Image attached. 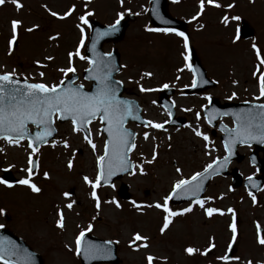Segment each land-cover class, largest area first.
<instances>
[{"label": "rangeland", "instance_id": "obj_1", "mask_svg": "<svg viewBox=\"0 0 264 264\" xmlns=\"http://www.w3.org/2000/svg\"><path fill=\"white\" fill-rule=\"evenodd\" d=\"M18 2L22 5L19 10L11 0L0 5V73H14L13 76L48 86L60 84L72 73L81 75L89 65L85 58L73 55L71 66L74 72L64 74L60 71L69 66L68 54L75 53L80 28L84 29L85 37L89 34L88 25L77 27L81 15L91 12L87 20L93 18L107 23L118 18L117 14H135L136 20L130 23L124 39L116 45L123 66L117 78L128 90L129 97L142 108L143 118L162 124L163 128L157 130L150 126L128 125L137 133L135 149L130 156L135 168L111 187L97 186L98 208L91 199L92 189L84 183V177L95 182L96 158L103 155L104 142L98 122L89 127L95 151L86 144L81 133H73L70 123L57 126L55 146L52 142L36 153H32L26 141H20L19 147L1 141L0 179L5 180L7 176L18 180L27 178L28 173L24 169L28 167L29 154H32L38 166L31 176V182L40 188L38 193H33L26 186L16 183H11V188L0 185V209L5 213L0 215L2 228L21 238L40 255L44 264H79L74 240L81 232L116 243L118 264H147L145 257L148 255L155 258L153 264H185L186 247L210 244L214 249H206L205 261L199 260V264H223L219 258L224 256L231 239L229 225L234 214L238 217L235 258L239 259L229 264L264 263L263 253H260L262 247L256 243L253 234V224L257 223L256 220L262 222L261 211L255 209L250 202L252 198L244 191L231 190L228 179L212 181L202 200L204 208L191 206L193 210L189 215L169 217V226L163 233L160 228L166 214L153 206L163 205L165 197L170 196L172 186L178 180L190 179L207 163L223 154L219 141L210 137L203 116L197 119L198 112L201 113L207 106L205 97L214 96L225 102H260L256 99L259 97L256 81L264 73V64L257 60V52L264 59V0H213L220 7H213L203 0L202 11L199 7L201 0H169L172 16L179 20H191L189 45H193L208 77L217 82L216 87L194 96H186L181 91L190 85L191 78V73L182 63L184 55H189V52L184 53L182 40L175 35L146 30L151 28L147 18L148 0ZM69 9L73 11L63 20L50 15L55 12L58 16H64ZM198 12L200 14L197 16ZM219 16L224 21L223 27L217 24ZM240 19L253 27V40L239 41L234 38L233 30L239 26ZM14 20L19 21L17 44L9 54V26ZM199 23L201 27L198 29ZM29 28L33 31L26 30ZM110 49L109 45L104 50ZM80 55L83 56L82 50ZM40 73H43L42 77ZM143 73L151 75L144 76ZM78 83L89 86L80 77ZM164 85L176 91L172 103L176 117L185 121L182 127H168V112L157 104L158 93ZM141 87L152 91L140 92ZM222 121L230 125L229 119ZM196 130L208 137L207 142L202 136L194 134ZM144 133H148V139L144 138ZM65 143L69 145L68 148L64 147ZM69 160L72 161L71 169L67 166ZM246 167L242 165L240 170L248 173ZM177 169L180 171L177 172ZM120 183L127 185L131 202L117 197L116 190ZM65 193H68L67 198ZM263 198L264 193L256 197V201H264ZM68 203L72 204L71 209L65 207ZM168 208L180 213L187 207H174L168 202ZM206 208L218 211L209 217L205 215ZM229 208L233 210L232 214L228 213ZM58 210L63 214L62 228L56 227ZM136 234L147 239L133 243L132 238ZM140 244L147 247H139Z\"/></svg>", "mask_w": 264, "mask_h": 264}, {"label": "snow or ice", "instance_id": "obj_2", "mask_svg": "<svg viewBox=\"0 0 264 264\" xmlns=\"http://www.w3.org/2000/svg\"><path fill=\"white\" fill-rule=\"evenodd\" d=\"M6 0H0V5H3ZM14 4L15 8L19 10L22 5L18 2V0H11ZM176 2V0H173ZM207 2L213 7H220L219 4H215L213 0H207ZM251 2V0H250ZM203 0L199 5L201 11L203 10ZM231 7V5L229 6ZM73 9H69L68 12L64 14V16H58L57 13L51 12L50 15L56 17L57 19H65L68 15L71 14ZM200 13H197V16ZM91 12H86L84 15L79 17L80 24L77 25L80 28V25H88L87 16H91ZM118 18L114 24L109 27V30L98 34L99 36L108 35L111 32L116 31V26L120 23L122 16L117 14ZM196 17H193L195 19ZM232 19H238V17H233ZM162 23H167V21H162ZM19 25V21L11 22V39L8 41V51L9 54L13 50L14 42L17 39V28ZM27 31H33L32 28L26 29ZM150 32H162L164 34H168L173 31L168 28H148L146 29ZM80 45L84 43V29L80 28ZM174 34L180 37L183 40L184 44V53L188 52L189 42L188 38L181 32H174ZM98 37L93 38V45L91 50L95 51V43ZM238 38V37H237ZM50 39H55V37H50ZM253 50L256 51L255 46H253ZM73 55L79 56L80 59H84L83 56L80 55L79 47L77 48L76 53H69V66L67 69H60L61 72L67 74L69 72H74V68L71 66V61ZM111 54L109 53V56ZM47 59H51L48 57ZM257 60L260 64H264V59L261 58L259 52H257ZM185 67L191 68L188 66V56L184 55ZM88 64L90 65L89 71L91 74L89 76L90 79L96 81V88L90 94H86L82 92L79 88L76 87H63L65 81L61 80L60 84L48 86L44 83H28L25 82L21 87L18 84V81L13 79L14 73H3L0 74V140H3L10 146H20V141L27 139V146L32 150V153H35L39 147L41 142H46L47 137L51 136L54 129L52 127L53 124V116L57 120H70L72 124L73 133L84 132L85 133V141L86 143L93 148L95 151V145L92 144V141L88 138L91 134L87 132V125L93 120H99L102 124L106 125V131L108 134L107 140L104 142V151L103 155H99L96 158V180L95 182L90 181L87 177H84V183L92 189L91 199L96 202L97 208L99 207V200L96 195V188L100 184L103 179L105 182L107 178L116 174L117 171H127L131 162L127 159L126 152L132 150L134 145L132 141L129 139V133L124 128L125 120L129 117L132 119H138L137 116L133 114V107L130 105L128 101L121 100L117 97L118 86L120 81H115L114 83L110 79V75L112 72L111 64L106 62L103 58L97 59H89ZM43 67V65H39ZM123 67V66H121ZM41 77L43 73H40ZM144 76H150V73H143ZM255 75V73H254ZM260 86H259V99L264 97V73L260 74ZM197 86V80L195 79V74L193 75L192 87ZM167 88V85H164ZM140 92L152 91V89H145L141 87ZM208 99V97H205ZM259 108L261 111L257 115H253L252 113L244 114L243 117L239 118L236 121V127H234L229 133V139L225 141V151H231V147L233 144L239 142L241 144L247 143L250 140H258L259 142H264V104H259L254 106ZM199 114H197V119H199ZM207 119V118H206ZM145 126H150L153 129L161 130L163 128L162 124L154 123L150 121L142 122ZM31 124L36 127L37 131L32 134H29V130L27 125ZM197 137H201L202 134L199 130H196L194 133ZM144 138L148 139V133H144ZM206 142L208 140L207 136H202ZM53 146H55V142L53 141ZM207 146V145H205ZM65 148H68L69 145L67 143L64 144ZM155 151L153 152V159H155ZM228 157L226 156L224 161L221 163L220 167L223 164H226ZM151 163V161H148ZM216 163L215 161L213 162ZM28 167L24 169L28 173L27 178L20 179L17 183L21 186H26L33 193H38L40 188L37 187L34 183L31 182V176L33 174V155L29 154L27 159ZM68 168L71 169L72 161H68ZM139 167V165H136ZM212 168V165H208L204 173H208L209 169ZM7 171V169H5ZM180 169H177L179 172ZM143 174V173H141ZM45 178H47V173H45ZM204 179V174L196 173L190 179H180L172 186V193L169 197H165L163 205L155 204L153 205L157 209H162V211L166 214L164 216L163 226L160 228V232L163 233L166 228H168L170 220L169 217H175L176 215H183L184 213L190 212L191 207L184 208L182 212H172L168 208L169 199L175 196H179L180 193H191L193 196L199 192L201 188V181ZM251 180V177L248 178ZM0 185H4L5 187L11 188L13 185L8 183L4 179H0ZM249 195L252 198L253 204L256 203L255 196H252L251 193ZM65 198L68 197V193L64 194ZM195 204H198L201 208H204V204L200 200H193ZM115 203V201H113ZM119 207V204L116 205ZM65 207L71 209L72 204L68 203ZM137 207H139L137 205ZM215 210L213 208H206L205 215L211 216ZM228 213L232 214L233 210L231 208L228 209ZM3 209H0V215H4ZM223 215V212H220ZM58 219L56 221V227H63V214L61 211H57L56 213ZM234 215V214H233ZM3 225H0L2 228ZM91 225L89 226V229ZM256 243L261 246H264V236H262V230L260 226L256 225ZM229 230L231 232V239L228 244V249L230 250L233 247L234 242L237 239L238 232L237 226L235 223V219L229 225ZM84 233L81 232L79 236L76 237V252L79 254L82 250V237ZM146 237H142L139 234H136L132 238V242H138L142 240H146ZM11 243V242H9ZM3 241H0V264H12L11 261H4L3 254ZM139 247H147L146 244H140ZM213 247V245H209V248ZM83 250L91 256L97 255L102 250L97 249L94 245H86ZM16 251V254L20 253L15 249V245H12L11 249H9V255ZM194 249L189 247L185 249V252L191 256L194 254ZM200 255H204L205 253L201 252ZM223 261V264H229L228 253H225V256L220 257ZM235 259H239L238 257ZM147 264H153L155 258L151 255L145 257ZM24 264H31V258L27 255L24 256ZM251 264V262H249Z\"/></svg>", "mask_w": 264, "mask_h": 264}, {"label": "water", "instance_id": "obj_3", "mask_svg": "<svg viewBox=\"0 0 264 264\" xmlns=\"http://www.w3.org/2000/svg\"><path fill=\"white\" fill-rule=\"evenodd\" d=\"M156 2H158V0H151V10H150V19L152 21V25L158 28H173V27H178L184 30V27H181L180 24L177 21L171 20L168 16H166L165 18H163L162 20H160L158 18V15L160 14ZM161 12L162 14L166 15V3L163 2L161 3ZM167 18V19H166ZM132 19V17H127L124 20H121L120 23L116 26V31L115 32H111L108 35H104V36H99L98 34L100 33H104L106 31L109 30L110 26H102L99 23L95 22V21H90L89 25H90V36L88 39V43L86 45V51H85V55L86 57L89 59H97V58H103L106 62H109L111 64V68H112V72L110 75V79L111 81L114 83V76L117 74V72H119L120 70V66H119V59H118V55L113 52L111 53V55H105L102 52V45L103 43L106 42H117L119 41L123 34L124 31L127 27V23ZM170 19V20H169ZM162 21H167V23H162ZM250 36V30H248L246 28V33L244 37H248ZM94 37H98L96 39V43H95V51L93 52L91 50L92 45H93V38ZM192 60H193V67L195 69V73L197 76V84L199 82L202 81L203 79V72H201L199 70V62L195 56V54L193 53L192 56ZM90 72L86 71L83 74V78L86 80H91L93 82V85L91 86V89L89 91H84L82 90V88L80 87H76L79 88L82 92L86 93V94H90L93 91H95L96 88V81L93 79H90ZM15 80L18 81V84L22 87L23 84L26 81H22L16 78H13ZM76 79V76H73L69 79H67L65 81V84L63 85V87H72L71 83ZM124 92V89L122 88V84L120 83L118 86V91H117V97L121 100L124 101H128L130 103V105L133 107V114L135 116L138 117V119H132L131 117L127 118L125 120L124 125L128 122V121H134L136 124H143V120L141 119L140 116V108L137 106L136 102L133 100H127L122 98V93ZM172 91L168 90L166 92L162 93V101H161V105L166 108L167 110H169L171 112V115H173L172 112V106L170 105V103L167 100V96L169 94H171ZM165 93V94H164ZM216 111L218 113V115H228L231 116L233 122H234V127H236V121L243 117L244 114L247 113H252L253 115H257L261 110L259 108L256 107H252L251 105H246L245 104H225L223 106H219L217 101L213 100L210 105L209 108L205 111L204 116L207 118V122L209 124H213V116H212V112ZM60 122H64L66 120H59ZM144 125V124H143ZM106 125L103 124V127L101 129L102 133L104 135H106V140L108 138V134L106 129ZM127 132L129 133V139L132 141L133 144V140H134V134L130 131L127 130ZM229 133H231V131H228L227 136L224 138V142L229 139ZM55 136V130L53 131L52 135L47 137V140H51L53 139ZM46 142H41L39 145L44 144ZM248 142H257L258 144H263L264 142H259L258 140H250ZM235 144H240L239 142L235 143ZM236 145H232L231 147V151L233 150V147L235 148ZM230 151V153H231ZM131 151L126 152V156L128 159V155ZM228 152V155L230 154ZM33 170L35 168V163L33 165ZM132 169V164L130 166V168L127 171H117L115 175L107 178V181L105 182L103 179L101 180L100 184L102 185H111L113 183V181L115 179H119L121 178L125 173L130 172ZM212 169V168H211ZM209 169L208 173H203L204 174V179L200 182L201 183V188L199 190L198 193H196L195 196H193L191 193H180L179 196H175L173 195V197L171 198V202L172 203H181L182 201H186L187 200V196L190 195L191 199H197L201 196L204 187H205V182H207V179L214 175V173H212ZM220 174L222 175H226L225 172H220ZM10 179V178H7ZM118 195L122 198V199H129V196L127 194V187L122 185L121 188L118 191ZM0 241H3V248H4V254H3V260L4 261H11L12 264H24V256L27 255L31 258V264H42V260L41 258L35 254L22 240L18 239L17 237H15L14 235H12L9 231L7 230H0ZM11 242V243H9ZM12 245H15V249L20 253L19 255L16 254V251H13V253L11 255H9V249H11ZM86 245H94L97 249L102 250L101 253H98L95 256H91L88 253H86L83 248ZM105 255V256H109V257H101L100 255ZM80 259H81V264H99V262H101L102 260H108L110 261L112 264H118V260L116 259V246L113 243H109V242H104V241H100L96 238H93L91 236H84L83 240H82V250L79 253Z\"/></svg>", "mask_w": 264, "mask_h": 264}, {"label": "flooded vegetation", "instance_id": "obj_4", "mask_svg": "<svg viewBox=\"0 0 264 264\" xmlns=\"http://www.w3.org/2000/svg\"><path fill=\"white\" fill-rule=\"evenodd\" d=\"M252 152H253L252 147L245 146V147L240 148V153L242 155L246 156V155L252 154ZM255 160L257 162H261V163L264 164V155L261 152L258 153L257 157H255ZM232 165H235L234 167L237 168L239 171H240V167L242 165L247 166L246 168L249 170V172L246 173L247 177H253V178H260L261 177V178H264V172H263L262 175H260L259 168L254 163L251 165L249 163V160L246 159V158L243 159L239 163L234 162V163H232ZM263 193H264V188H263V190H262V192L260 194H263ZM257 195H259V194H257ZM256 197H258V196H256ZM263 200H264V198H263ZM250 202L253 204V201H250ZM253 206L255 207L256 210H260L261 211L260 214L263 216L262 222L256 220L257 223L254 224L255 233H256V231H257L256 225L257 224L260 226V228L262 230H264V201H256V203L253 204ZM262 236H264V231H262ZM261 247H262V253H263V257H264V246H261ZM191 248H193L195 251H194L193 255H191V256L187 255L186 264H199V263H201V261H199V260H204L205 261L206 246H191ZM201 252H203L205 254L204 255H200L199 253H201ZM236 255H237V249H235V252H234V254L231 257L232 261L235 259ZM202 264H204V263L202 262ZM259 264H264V263H259Z\"/></svg>", "mask_w": 264, "mask_h": 264}]
</instances>
